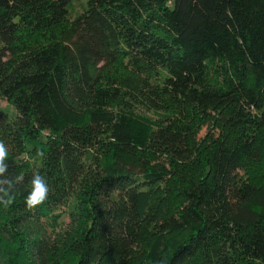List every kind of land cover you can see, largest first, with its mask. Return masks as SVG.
<instances>
[{
	"label": "trees",
	"instance_id": "1",
	"mask_svg": "<svg viewBox=\"0 0 264 264\" xmlns=\"http://www.w3.org/2000/svg\"><path fill=\"white\" fill-rule=\"evenodd\" d=\"M0 98V264H264V0H0Z\"/></svg>",
	"mask_w": 264,
	"mask_h": 264
},
{
	"label": "rangeland",
	"instance_id": "2",
	"mask_svg": "<svg viewBox=\"0 0 264 264\" xmlns=\"http://www.w3.org/2000/svg\"><path fill=\"white\" fill-rule=\"evenodd\" d=\"M0 108H8L10 111H12V108L8 106V103L0 98ZM200 123L203 122V120L199 121ZM212 121H208L205 124L202 123L201 125H199L197 128H194V135L193 138L194 140L197 142L198 147L203 146L204 144L206 145V138L209 135H214L216 136L217 133L219 132V129L212 127ZM206 141V142H205ZM6 144V146L8 147L9 150V154L15 155V157L17 159H21V158H25L27 159V155L25 154H21L18 150V145L17 143H13V142H9L6 141L4 142ZM88 166V170L92 173L93 167L90 165ZM189 173H193L190 171H188ZM262 175H264V172H261V174H259V177H261ZM76 202V197H72L68 200V203L66 206L62 207L61 209L57 210V212L61 213L60 218L58 219V223L57 226L54 227V230L52 231L51 228L46 227V230L48 232H50V230L52 231V233H57L59 235H63L66 232H69L73 227H74V220L72 218V214H70L72 206H74ZM63 212V213H62ZM76 222V221H75ZM51 233V237H54V235Z\"/></svg>",
	"mask_w": 264,
	"mask_h": 264
},
{
	"label": "clouds",
	"instance_id": "3",
	"mask_svg": "<svg viewBox=\"0 0 264 264\" xmlns=\"http://www.w3.org/2000/svg\"><path fill=\"white\" fill-rule=\"evenodd\" d=\"M42 155V153H40ZM9 158V150L6 144L0 140V174L5 171L3 166V161ZM50 192L49 185L46 178L39 172H34L32 175V180L30 183V190L28 195L25 197L26 206L32 209L40 204H42L48 197ZM15 197H9L3 202L5 209L10 207L15 202Z\"/></svg>",
	"mask_w": 264,
	"mask_h": 264
}]
</instances>
